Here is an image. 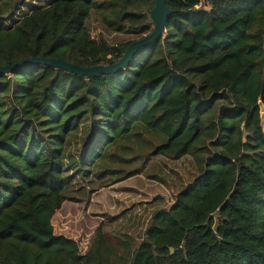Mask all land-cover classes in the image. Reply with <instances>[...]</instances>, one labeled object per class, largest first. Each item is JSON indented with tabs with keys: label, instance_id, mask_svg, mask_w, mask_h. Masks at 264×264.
<instances>
[{
	"label": "trees",
	"instance_id": "obj_1",
	"mask_svg": "<svg viewBox=\"0 0 264 264\" xmlns=\"http://www.w3.org/2000/svg\"><path fill=\"white\" fill-rule=\"evenodd\" d=\"M21 2L0 0V19ZM200 3L165 0L174 12L165 34L116 74L33 65L0 75V264H264V0ZM152 8L151 0H53L0 30V67L29 58L115 63L133 41L91 40V12L140 37L152 31ZM218 104L198 176L152 214L134 250L99 230L81 255L54 233L70 184V134L90 130L82 144L90 173L136 125L166 137L147 160L177 161L190 156L202 116Z\"/></svg>",
	"mask_w": 264,
	"mask_h": 264
},
{
	"label": "rangeland",
	"instance_id": "obj_2",
	"mask_svg": "<svg viewBox=\"0 0 264 264\" xmlns=\"http://www.w3.org/2000/svg\"><path fill=\"white\" fill-rule=\"evenodd\" d=\"M52 1L23 0L20 4L15 5L12 12L0 19V30L12 28L34 9L44 8ZM208 6L209 0H203L201 7L207 8ZM86 27L91 40L97 43L103 40L109 46L136 41L146 36V34L140 37L135 35L130 32L129 27L125 28V32L113 31L103 23L102 16L96 12H91L86 21ZM218 107L219 104L215 105L202 116L201 132L190 147V157H186L179 162L156 158L161 156L148 159H152V161L148 164L144 176L154 177L155 182L150 181L149 185L152 186V191L159 189V194H162V207H167L168 203L175 198V195L198 175L193 162L201 160L202 157L211 152L209 143L216 133L214 123ZM83 132L72 133L68 137L69 145L67 146L66 164H68V161H72L73 165L67 168L68 171L65 173V177L69 176L70 184L65 192L66 202H64L62 209L55 214L52 220L54 233L75 241L80 253L85 252L86 248H89L94 240L93 229L96 219L91 216L86 226L80 216L81 208L75 206L77 204L75 202L83 203L86 196H91V192L86 189L87 187L97 188L98 184L106 185L114 180L138 173L144 163L148 162L146 158L149 157L154 149L166 143V137L162 133L136 125L126 139L111 146L104 152L102 158L97 162L95 168L92 169V173H90V169L83 166L85 148L82 144L86 140L85 136L88 134L89 136H87L90 137L91 132L88 130L86 135ZM106 222L107 224L102 230L106 234L104 236L109 244L116 246V239L112 235L120 230L117 227L118 221L116 218L109 216L106 218ZM143 227H145V221L138 228V231L132 234L136 239L135 247L141 242Z\"/></svg>",
	"mask_w": 264,
	"mask_h": 264
},
{
	"label": "crops",
	"instance_id": "obj_3",
	"mask_svg": "<svg viewBox=\"0 0 264 264\" xmlns=\"http://www.w3.org/2000/svg\"><path fill=\"white\" fill-rule=\"evenodd\" d=\"M186 157L190 156H185L173 162L182 161ZM156 158L168 160L162 156ZM151 161L152 159L144 163L141 171L135 173L134 175H128L125 178L114 180L106 185L98 184L97 188L87 187L86 189L88 192H91V196H86L83 203L77 201L75 202L77 203L75 206L81 208L80 216L86 226L91 216L96 219L93 229L94 238L96 232L99 230L103 233V235H106L102 230L107 224V222L105 223L106 218L110 216L116 218L118 221L117 227L120 229L116 234L112 235L113 238L116 239L115 243L117 244L119 241H121V243L126 242V244L131 246V250H134L140 243L136 247L134 246L136 239L132 234L135 231H138V228L145 221V227H143V233L141 236L142 241L144 238V232L148 226L152 214L157 210L168 209L171 207L175 198L172 200V202L168 203L167 207H162V194H159V189L152 191V186L149 185L150 181L155 182L154 177L144 176L148 164ZM193 164L196 167L197 174H199L196 163L193 162ZM188 184H186L184 187H186ZM91 246L92 244L89 246V248H86V251L81 253V255L87 253Z\"/></svg>",
	"mask_w": 264,
	"mask_h": 264
},
{
	"label": "water",
	"instance_id": "obj_4",
	"mask_svg": "<svg viewBox=\"0 0 264 264\" xmlns=\"http://www.w3.org/2000/svg\"><path fill=\"white\" fill-rule=\"evenodd\" d=\"M151 2L153 4V8L151 9L149 15L153 26L152 31L141 39L130 43L129 46L125 49L121 58L115 63L81 68L60 60L29 58L5 67H0V75H9L17 70L33 65L59 69L69 74L86 78L108 76L121 72L127 68V66L130 64V62L140 49L154 44L156 41L162 38L166 32L165 26L167 18L174 12L167 8L165 0H151ZM217 214L218 212H215L213 216H217ZM172 252L173 249H170V253Z\"/></svg>",
	"mask_w": 264,
	"mask_h": 264
},
{
	"label": "built area",
	"instance_id": "obj_5",
	"mask_svg": "<svg viewBox=\"0 0 264 264\" xmlns=\"http://www.w3.org/2000/svg\"><path fill=\"white\" fill-rule=\"evenodd\" d=\"M202 1H203V0H201L200 7H201V4H202ZM207 8H208V7H207ZM207 8H204V9H207Z\"/></svg>",
	"mask_w": 264,
	"mask_h": 264
}]
</instances>
